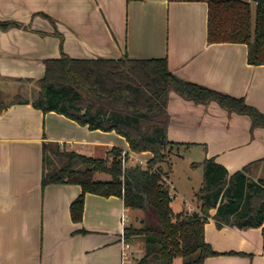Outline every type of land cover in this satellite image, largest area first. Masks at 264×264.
<instances>
[{"label": "crops", "instance_id": "obj_1", "mask_svg": "<svg viewBox=\"0 0 264 264\" xmlns=\"http://www.w3.org/2000/svg\"><path fill=\"white\" fill-rule=\"evenodd\" d=\"M0 20L22 24L0 25V91L30 90L23 99L28 102L0 111V264L132 262L135 243L124 238L125 227L132 224L126 217L131 208L123 197L88 192L83 220L75 222L70 206L81 186L42 187L44 141L95 157H107L118 147L129 153L132 164L153 157L151 151H133L115 130L91 129L32 104L46 60L62 54L60 34L71 57H166L178 77L243 97L264 112V64L249 62L246 43L209 41L208 0H0ZM168 109L169 139L183 143L176 149L191 154L194 169L203 166L194 162L213 157L233 173L264 158V127L253 128L249 115L229 112L216 101L196 103L176 92L170 94ZM171 170L164 178L173 209L178 201L175 212L195 210L199 189L188 201ZM142 213H134L133 220ZM205 238L220 253L207 257L205 264H264V225L219 227L210 216Z\"/></svg>", "mask_w": 264, "mask_h": 264}, {"label": "trees", "instance_id": "obj_2", "mask_svg": "<svg viewBox=\"0 0 264 264\" xmlns=\"http://www.w3.org/2000/svg\"><path fill=\"white\" fill-rule=\"evenodd\" d=\"M255 11L253 13V5ZM208 38L211 42H241L249 46V62L264 64V0H208ZM4 29L21 26L16 21H1ZM58 58L46 60L32 104L44 112L56 111L88 125L91 129L115 130L129 142L133 151H151L146 167L129 162L124 166L122 149L113 147L109 156L95 157L69 149L57 141L43 142L42 187L51 183L79 184L81 193L71 203L73 221L83 220L88 192L124 198L128 208L152 210L156 222L143 226L127 225V243L140 238L144 254L136 264H205V259L220 254L205 238L210 216L217 225L241 229L264 225V176L256 179L255 170L264 171V158L230 173L215 158L194 162L203 165L204 181L197 191L199 210L175 212L173 195L164 180L172 167L174 150L183 145L169 139V98L176 92L196 103L218 102L229 112L247 114L252 127H264V112L236 97L178 77L165 58L71 57L63 50ZM0 91V111L15 102H6ZM232 199V201H230ZM216 209L212 215L211 210ZM85 232V231H84ZM238 253V252H231Z\"/></svg>", "mask_w": 264, "mask_h": 264}, {"label": "rangeland", "instance_id": "obj_3", "mask_svg": "<svg viewBox=\"0 0 264 264\" xmlns=\"http://www.w3.org/2000/svg\"><path fill=\"white\" fill-rule=\"evenodd\" d=\"M253 5V13L255 11V3L252 2ZM2 89H4L2 87ZM22 92V93H21ZM32 94V93H31ZM30 96V90L29 92H26L25 90L22 91L20 90L19 93L17 94H8V96L4 97L6 102H10L13 100H23L25 97ZM191 160V154L186 153L184 154L183 149L180 151L176 149L171 156V162L173 164V171L171 170L170 172V177L175 181L174 183L178 184L181 186V188L184 187L183 190H185L187 194V200L192 202L193 199L195 198V193L196 191L202 186V183L204 181V168L199 167L194 169L193 167L190 166L189 161ZM130 162V161H129ZM127 162L125 166L129 164ZM172 168V167H171ZM254 177L256 179L263 177L264 176V171L262 169L255 170L253 173ZM183 186V187H182ZM178 201L174 202V208L175 210L178 209L177 203ZM189 202V203H190ZM198 207V206H197ZM195 210H199L200 207H198ZM131 211L127 212V222L132 223L137 226H143L144 223L142 222L144 220H147L148 222H156L157 221V216L152 210H144V209H130ZM194 211V210H193ZM136 212H143V215H140L141 217L138 218L137 221L133 220L132 216ZM142 219V220H141ZM135 243V246L133 247V254H132V262L131 264H136V262L143 256L144 254V249H143V242L140 238L136 239L133 241ZM175 264H183V259L182 258H177Z\"/></svg>", "mask_w": 264, "mask_h": 264}, {"label": "built area", "instance_id": "obj_4", "mask_svg": "<svg viewBox=\"0 0 264 264\" xmlns=\"http://www.w3.org/2000/svg\"><path fill=\"white\" fill-rule=\"evenodd\" d=\"M126 154H127V152L125 151V150H122V154H121V158H122V161L124 162V166H125V164L128 162L127 160H126ZM129 154V153H128ZM129 160H130V156H129ZM136 164H139V165H141V166H143V167H146L147 166V164H148V162H143V161H140V162H135ZM164 180H165V178H164ZM166 181V180H165ZM172 194V193H171ZM193 210H189L188 212L189 213H191ZM131 264V263H130Z\"/></svg>", "mask_w": 264, "mask_h": 264}, {"label": "water", "instance_id": "obj_5", "mask_svg": "<svg viewBox=\"0 0 264 264\" xmlns=\"http://www.w3.org/2000/svg\"><path fill=\"white\" fill-rule=\"evenodd\" d=\"M230 201H232V199Z\"/></svg>", "mask_w": 264, "mask_h": 264}]
</instances>
